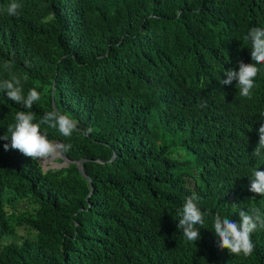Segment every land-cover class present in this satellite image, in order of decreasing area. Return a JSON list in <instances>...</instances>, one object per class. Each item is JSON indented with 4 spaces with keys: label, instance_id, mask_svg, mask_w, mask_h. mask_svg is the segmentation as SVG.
Returning a JSON list of instances; mask_svg holds the SVG:
<instances>
[{
    "label": "trees",
    "instance_id": "obj_1",
    "mask_svg": "<svg viewBox=\"0 0 264 264\" xmlns=\"http://www.w3.org/2000/svg\"><path fill=\"white\" fill-rule=\"evenodd\" d=\"M11 2L0 0V81L18 79L25 96L36 88L34 122L54 108L79 122L69 138L41 131L71 144V159L88 158L92 191L74 162L43 170L0 140V264H264V229L252 234V254H231L212 222L264 212V199L212 200L222 154L186 164L190 137L217 149L234 116L264 108V68L250 99L236 81L220 83L252 62L244 37L264 27V0H16L22 7L8 16ZM24 110L0 89V136ZM193 193L209 215L190 243L171 217Z\"/></svg>",
    "mask_w": 264,
    "mask_h": 264
},
{
    "label": "clouds",
    "instance_id": "obj_2",
    "mask_svg": "<svg viewBox=\"0 0 264 264\" xmlns=\"http://www.w3.org/2000/svg\"><path fill=\"white\" fill-rule=\"evenodd\" d=\"M22 6L12 0L6 8L8 16L18 15ZM250 42L251 63H244L242 60L238 62L239 70L228 69L224 71L226 79L220 81L223 85H231L236 81V92L242 98H251L252 90L255 86V79L264 68V27L250 28L245 37ZM6 67H10V63H6ZM0 89L4 90L7 98L16 104H21L24 111H18L14 117V123L7 128V132L11 135H2L0 140L8 141L3 144V149L18 150L25 157L33 160L38 159L40 165L52 160L53 166L48 168H60L74 162L79 173L88 182V196L92 191V182L89 175L84 171L82 162L88 158L77 157L71 159L66 153L71 149V144L62 142L60 138L50 140L46 132L41 131V125H47L56 128L59 133L69 138L73 132L80 128L79 122L70 114L61 112L58 109L45 112L38 122L32 111L35 102L40 100V93L36 88L28 90L24 95L20 81L3 80L0 81ZM92 129L89 128L88 132ZM218 148L210 149L200 143L196 136L188 139L191 154L187 156V165L196 163L199 155H207L214 157L222 154L225 157V166L221 175L213 180L209 186V193L214 199L216 194L228 193L234 195L238 200H244L248 196L252 198L258 197L264 199V108L260 109L258 117L252 118L244 113H238L229 121V137H218ZM229 141L235 143L244 153L245 157L241 159H232L229 148ZM114 151L106 159L111 160ZM56 157H59L56 158ZM81 160V168L83 175L77 164L78 159ZM91 159V158H90ZM97 161L103 162L104 159L96 158ZM67 161V162H66ZM65 162L64 164H62ZM199 197L193 193L186 197L182 209L179 204L176 205L174 213L171 217V226L175 230H179L186 241L195 243L200 237V229L205 227V216L198 204ZM82 207L80 206L79 209ZM239 220H233L219 213L212 217L213 230L219 239V247L227 249L231 254L250 255L254 251V243L252 234L259 229H264V212L259 208H241L238 211ZM24 232L18 229L17 233Z\"/></svg>",
    "mask_w": 264,
    "mask_h": 264
},
{
    "label": "rangeland",
    "instance_id": "obj_3",
    "mask_svg": "<svg viewBox=\"0 0 264 264\" xmlns=\"http://www.w3.org/2000/svg\"><path fill=\"white\" fill-rule=\"evenodd\" d=\"M52 159V158H51ZM51 159H49L48 161H46V162H44V163H42V165H41V167L42 168H46V166H49V164H50V166H53V162H52V160ZM52 164H51V163ZM67 162V161H66ZM65 162H63L62 164H64Z\"/></svg>",
    "mask_w": 264,
    "mask_h": 264
},
{
    "label": "water",
    "instance_id": "obj_4",
    "mask_svg": "<svg viewBox=\"0 0 264 264\" xmlns=\"http://www.w3.org/2000/svg\"><path fill=\"white\" fill-rule=\"evenodd\" d=\"M81 160H82L81 158L77 160L78 168H79L80 172H81L83 175H85L84 171H83L82 168H81ZM85 176H86V175H85ZM86 178H88V177L86 176Z\"/></svg>",
    "mask_w": 264,
    "mask_h": 264
},
{
    "label": "bare ground",
    "instance_id": "obj_5",
    "mask_svg": "<svg viewBox=\"0 0 264 264\" xmlns=\"http://www.w3.org/2000/svg\"><path fill=\"white\" fill-rule=\"evenodd\" d=\"M51 163V162H50ZM52 164V163H51ZM49 166H50V164H49Z\"/></svg>",
    "mask_w": 264,
    "mask_h": 264
}]
</instances>
